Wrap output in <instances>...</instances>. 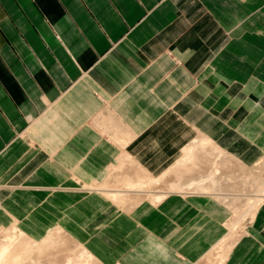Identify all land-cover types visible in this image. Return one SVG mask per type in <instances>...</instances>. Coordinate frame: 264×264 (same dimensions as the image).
Here are the masks:
<instances>
[{
  "label": "crops",
  "instance_id": "obj_1",
  "mask_svg": "<svg viewBox=\"0 0 264 264\" xmlns=\"http://www.w3.org/2000/svg\"><path fill=\"white\" fill-rule=\"evenodd\" d=\"M195 133L264 157V0H0V227L40 215L102 264H264V199L219 260L230 211L214 195L161 212L188 191L169 192L134 223L74 185L121 147L105 177L129 157L156 173Z\"/></svg>",
  "mask_w": 264,
  "mask_h": 264
},
{
  "label": "rangeland",
  "instance_id": "obj_2",
  "mask_svg": "<svg viewBox=\"0 0 264 264\" xmlns=\"http://www.w3.org/2000/svg\"><path fill=\"white\" fill-rule=\"evenodd\" d=\"M200 137H204L205 138L206 136H204L202 134H199V135L196 134L190 140H192L194 138L197 139V138H200ZM188 142H186V143H188ZM206 143H208V144L210 143L212 145H215L214 143H212L210 138L208 139V141ZM198 148H199V150H198ZM196 149L198 151H200L201 150V146H198L194 150L197 151ZM202 151L203 150H201L200 152H202ZM121 152L130 153L131 154V152L127 151L126 148H124V147L119 148L117 150V152L112 156L113 158L108 160L104 165H102L97 170L96 173L102 175L99 180L96 179L97 181L95 180V181H92V182H83V181H79L78 180V181L74 182V185L76 186V188L80 187L81 190L84 191V192L95 191L96 194L101 196L104 200L112 202L115 210H113L112 212L108 213V218H113L116 215H118V213L120 212L121 214H124V215L128 216L129 218H132L133 221L136 220L137 222H140L143 219V217H144L142 212H141V210H143V213H146V211H148L150 209V206L149 207L148 206H144V208H142L140 210H139V207H137V206H140V205L142 206L143 204H147V205L149 204V205H153L154 206V205H156V204H158L160 202L155 204V203H152V202L148 201L147 199L144 200L143 199L144 196L139 195L140 194L139 192H133V193H136V194H133L132 191L131 192L129 191L128 198L125 197L126 199L125 198H120V199L119 198H115V199H113V196H110V194H108L110 192L105 193V194L104 193L101 194V193H99L97 190H95L92 187H101V188H106V189H110L111 188L112 190H115L116 188H122L124 185L130 184V183H133V182H134L133 184H137L136 182H138L139 184H141V183H149V184H146V185L144 184V186L142 184V188H145V186H147L146 189H148V188L151 189V190L154 189V190H157L158 193H162L161 188H162V190H163V188H165V186H164V185H166L165 182H162V184H161L160 182L157 181L158 184L160 183L158 185L156 181L154 182V180L158 179L160 174H162V172H164L165 170L169 171L170 174H171L173 169L185 167L186 166L185 163L188 160L187 152L185 151V149H183L181 147V149L179 151L180 153L177 155V157L174 158L170 164H168L167 166H165L164 168H162L160 171H158L156 173H151L150 170L147 169V165H145L144 162L135 163V161L134 162L133 161L129 162L128 160H125L123 163H121V165H120L121 167H119L118 162L116 161L117 162L116 163V168H115V172L113 173V175H111V172H109V174L105 177L104 174H105V168H106L107 164L109 162L114 161L115 155L116 154H120ZM252 152H254V150ZM252 152L250 150L247 151L248 155H251L250 153H252ZM226 154H225L226 158L223 157L224 158L223 161L226 162V163L223 164V165L221 164L223 167L220 165L219 166V167H221V168H219L220 171L217 168L218 172H216L215 175H214L217 178L218 183L221 182V183H219V185H221L220 189L221 188H224V190H232V189H234L237 192H240V191L254 192V190L257 187H260V186L264 185V157H260L257 160H255L254 162L244 163V162L232 157L227 152H226ZM196 155H198L197 152H196ZM199 156L203 157V154L200 155V153H199ZM118 158H117V160H118ZM179 160H180V162H178ZM203 160L204 159L200 158V161H202V163H203ZM225 160L230 161V162H227ZM220 161L222 162V160H220ZM202 163L200 162V164H202ZM219 163L217 164V167H218ZM204 165H206V164H204ZM195 166L199 167L198 164L195 165ZM195 166H193V167H195ZM142 168H144V170H141ZM201 168L202 167L200 166L199 170H201ZM195 169H197V168H195ZM199 170H193V172H191V173H195V172L197 173V171L199 172ZM123 172H125V173H123ZM144 172H145V174H143ZM195 174H190V172H188V173H186L187 176H185L183 174L184 176L180 177V176L174 174V172H173V174L167 176V179L171 178L170 180L172 182V179L174 180V178L177 176L179 178H175V180H177L179 183H186L190 178H196ZM114 175L116 177H114ZM173 175H175L174 178H173ZM114 181H116L117 183L114 182ZM118 182H119V184H118ZM163 183H164V185H163ZM199 183H201V185L205 184V183L208 184V185L210 184L209 181H206V182L205 181H200ZM118 185H119V187H118ZM161 185H162V187H161ZM223 186H226V187H223ZM37 187H39V186H37ZM52 187H54V186H52ZM157 191H154V193H157ZM111 193H112V195H114L113 192H111ZM137 193H139V194H137ZM106 194H108V195H106ZM172 194H178L180 196L202 195V194H199V193L198 194L197 193H187V194L171 193V196L169 197L168 200L165 199L166 201L165 200L162 201V203H160V205H158L156 207L159 211L164 212L167 207H169L170 205L173 204L174 197L172 196ZM129 196H131V197H129ZM208 198H211V197H208ZM211 199L213 201H215V202L220 201V200H214L213 198H211ZM123 200H125V201H123ZM233 200L235 201L236 199H233ZM233 200L228 201L229 203L220 201L230 211V215L225 220L226 232H229V234L227 236H224V238L221 241H219L220 244L218 242V244L215 246L216 249H219V251L217 250L219 255L217 254V257H216L219 260H220V258L222 256L223 252L226 251L229 248L228 246L225 247V245L224 246L222 245L223 240H225L226 238H229V237L230 238L231 237L232 238L237 237L242 232V229H243L245 223L248 221V219L251 216V215H247V216L244 215L242 217L243 219L240 218V216L244 213L245 207H246L247 204L245 203L244 199L243 200L242 199H237L238 201L236 200L235 203L232 202ZM121 202H122V204H121ZM211 205H215L216 207L219 206L218 204H215V203H212ZM232 207H235V208H232ZM151 208H153V207H151ZM14 218H18V217L14 216V214H13V217L11 218V222L9 224H7V225L1 226L0 227V231L4 227H8V228L14 227L13 229H10V230L8 229L6 231L7 232L11 231V230H13V231L16 230L18 232L21 231L25 235V236L23 235L24 237L21 236V237H23L24 241L28 242V243L30 242V244H32V245H29L30 247L31 246L33 247V245L34 246L38 245L41 242L40 240H42V239L44 240L45 237L48 236L50 233H54V231H58L57 229H53V230H51V231H49L47 233V231L51 227H55L57 225L61 226V224L59 222L50 226V223H49L48 219H41L40 215H38L37 218L30 216V218L24 219L22 221L23 225H24V223H26V225H27L26 226L27 227V232H25L24 228H21L20 226H18L17 223L13 222ZM239 218H240V221H238ZM228 220H230V221H236L237 220L239 224L236 223L235 227L232 228V227H230V225L227 226L226 223H227ZM136 221H134V223H137ZM6 231H4L2 233V235L0 236V241L4 239L3 236L7 233ZM59 231H58L59 233H56L57 236H56L55 245L51 246V248L46 249L48 251L45 250L44 252H41V253H37V252L34 253L33 252L37 257L34 256V258L36 257V259L35 260L33 259L32 260L33 262L29 263V264H68V263L69 264H102L93 255L91 250L85 244H83V243L79 242L77 239H75L70 234V232L68 233L66 230L62 229V227H61V229ZM148 237L154 240V238H153L154 236H153V234L151 232L148 233ZM165 238H166V236L162 240H156V241L159 242L160 245H165V243H164ZM43 240H42V242H43ZM24 241H23V243H24ZM34 243H36V244H34ZM45 252L48 253V254L50 252L51 253L49 255H47ZM210 252H212V251L210 250ZM40 254H43V255H40ZM211 260H213L212 255L206 256L205 259H204V262L209 264V262Z\"/></svg>",
  "mask_w": 264,
  "mask_h": 264
},
{
  "label": "bare ground",
  "instance_id": "obj_3",
  "mask_svg": "<svg viewBox=\"0 0 264 264\" xmlns=\"http://www.w3.org/2000/svg\"><path fill=\"white\" fill-rule=\"evenodd\" d=\"M199 137V136H198ZM204 137H202L201 139H194L193 141H191L184 149L185 151L187 152V157H188V160L186 161V166L185 167H182V168H176V169H173L172 170V173L174 172V174L178 175V176H187L186 173L190 172V174H195V173H191L193 172V170H199L200 165L199 164V161H200V158L204 159L203 161H205V164L207 166L206 167H202V168H206V170H199V172L197 171V173L195 174L196 175V178H190L186 183H179L177 180H175V178H179V177H175V175H173V178L174 180L172 179V182H171V178L170 179H167V176L171 175L169 171H165L163 174H161L158 179L154 180V182L158 181L162 184V182H165L166 185H163L165 186V188H161V191L162 193H158L157 190H154V189H146L147 186H145V188H142V184L144 186V184H149V183H141L139 184L138 182H136L137 184H133V183H130V184H127V185H122L123 187L122 188H114L115 190H112L111 188L110 189H106V188H101V187H97L98 191H100L102 194L104 193H108L110 194V196H113V199L115 198H125L127 197L128 198V195H129V191L132 193L133 192H139L137 194L139 195H142L144 196L143 199L144 200H148L152 203H158L160 201H162L169 192H187L189 193L190 191H193V192H202V193H207V194H212L214 195L216 198L224 201V202H228V201H231L233 199H244L245 203L247 204L246 207H245V211L244 213L240 216V218H242L244 215L247 216V215H251L258 203H260L261 200L264 199V185L263 186H260V187H257L254 192H248V191H240V192H237L236 190L232 189V190H224V188H221V185H219V182L218 183V180L217 178L214 176L217 171V168L219 170V167L221 164H225L226 162L223 161L225 157V152L221 151V150H218L217 148H213V145L212 144H208L206 143L208 140L206 139H203ZM213 143V142H212ZM198 146H201V150H203L202 152L198 151H195L194 149L197 148ZM215 146V145H214ZM199 149V148H198ZM196 152L198 155H196ZM199 153L200 155L203 154V157L199 156ZM227 155V154H226ZM126 156V155H125ZM200 158H199V157ZM224 157V158H223ZM131 157L128 158V160L130 159ZM230 158V157H229ZM132 159V158H131ZM199 159V160H198ZM124 160V159H123ZM183 160V159H182ZM185 160V159H184ZM222 160V162L220 161ZM227 161V160H225ZM130 162V161H129ZM180 162V160L178 161ZM202 163V161H200ZM220 162V163H219ZM224 162V163H223ZM227 162H230V161H227ZM234 162V161H233ZM123 163V161H122ZM136 163V162H135ZM219 163L218 167H217V164ZM199 165V167L195 166V165ZM229 164V163H228ZM232 164V163H231ZM238 164V163H237ZM119 165V164H118ZM121 165V163H120ZM125 165V164H124ZM178 165V164H177ZM221 165V166H222ZM138 166V165H137ZM195 166V167H193ZM203 166H204V162H203ZM233 166V165H232ZM114 167V166H112ZM121 167V166H120ZM130 167V166H129ZM223 167V166H222ZM226 167V166H225ZM230 167V166H229ZM259 167V166H258ZM119 168V167H118ZM128 168V167H127ZM197 168V169H195ZM114 169V168H113ZM248 169V168H247ZM132 170V169H131ZM142 170V169H141ZM144 170V169H143ZM246 170V169H245ZM205 171V172H204ZM220 171V170H219ZM128 172V171H127ZM112 173V172H111ZM125 173V172H123ZM133 173V172H132ZM142 173V172H141ZM239 173V172H238ZM145 174V172L143 173ZM184 174V175H183ZM113 175V174H112ZM116 175V174H115ZM114 175V176H115ZM193 176V175H192ZM195 177V176H194ZM120 178V177H119ZM126 179V178H125ZM145 180V179H144ZM184 180V179H183ZM122 181V180H121ZM150 181V180H149ZM200 181H209L210 184H202L199 183ZM116 182V181H114ZM123 182V181H122ZM121 182V183H122ZM127 182V181H126ZM142 182V181H141ZM148 182V181H147ZM157 182V184H158ZM117 183V182H116ZM159 183V184H160ZM119 184V182H118ZM158 184V185H159ZM115 185V184H114ZM109 186V185H108ZM154 186V185H153ZM106 187V186H105ZM119 187V185H118ZM162 187V185H161ZM223 187H226V186H223ZM95 188V187H94ZM113 188V187H112ZM157 189V188H156ZM154 191H157V193H154ZM160 191V192H161ZM114 193V195H112V193ZM142 192V193H141ZM192 192V193H193ZM131 193V194H132ZM106 194V195H108ZM133 194H136V193H133ZM136 196V195H135ZM131 197V196H129ZM134 198V197H133ZM136 198V197H135ZM111 199V198H110ZM112 199V200H113ZM126 199V198H125ZM118 200V199H117ZM136 200V199H135ZM235 200V201H236ZM119 201V200H118ZM121 201V200H120ZM125 201V200H123ZM122 201V202H123ZM127 201V200H126ZM131 201V200H130ZM235 201L233 200L232 202L235 203ZM238 201V200H237ZM115 202V201H114ZM121 202V204H122ZM229 203V202H228ZM231 203V202H230ZM124 204V203H123ZM239 204V203H238ZM243 206V205H242ZM245 206V205H244ZM236 207V206H235ZM235 207H232V208H235ZM236 214V213H235ZM253 215V214H252ZM240 218L238 219V221H240ZM243 219V218H242ZM238 221L236 220L235 222L232 221L233 223V226L238 223ZM231 222V221H229ZM230 223V224H232ZM239 224V223H238ZM228 226V224H227ZM232 226V225H231ZM232 226V227H233ZM10 230V229H9ZM58 230V229H57ZM16 231V230H15ZM6 231L5 235L3 236V240L0 241V264H29V263H32L33 259L35 260L36 259V255L34 254L35 252L37 253H41V252H44L46 249L48 248H51V246H54L55 245V242H56V233H59L58 231H54V233H50L48 236L45 237V239L43 240H40L41 242L38 244V245H33V247L29 246V245H32L30 244V242H25L23 237L25 236L21 231L18 232V231ZM24 235V236H23ZM23 236V237H21ZM226 236V235H225ZM27 238V237H26ZM24 243H23V241ZM26 240V239H25ZM29 240V239H28ZM228 240V239H227ZM233 240V239H232ZM231 240V241H232ZM27 241V240H26ZM229 241V244H230V240ZM39 242V241H38ZM33 243V242H32ZM220 243V242H219ZM226 243L228 242H224L223 244L226 245V246H231V245H227ZM36 244V243H34ZM222 244V245H223ZM225 246V247H226ZM35 247V248H34ZM221 248V247H220ZM219 251V249H217ZM48 251V250H46ZM34 252V253H33ZM46 253V252H45ZM51 253V252H50ZM49 253V254H50ZM47 255H49L48 253H46ZM40 255H43V254H40ZM53 255V254H52ZM34 256H36L34 258ZM89 256V255H88ZM69 264V263H68Z\"/></svg>",
  "mask_w": 264,
  "mask_h": 264
}]
</instances>
